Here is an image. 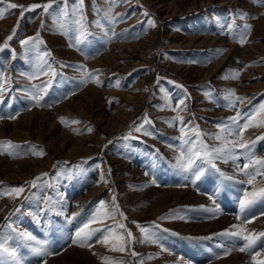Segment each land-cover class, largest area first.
Instances as JSON below:
<instances>
[{
  "label": "rangeland",
  "instance_id": "374dc122",
  "mask_svg": "<svg viewBox=\"0 0 264 264\" xmlns=\"http://www.w3.org/2000/svg\"><path fill=\"white\" fill-rule=\"evenodd\" d=\"M158 1L56 0L45 12L29 6L48 0H0V45L12 36L8 47L0 50V124L12 120L16 129L0 136V142L11 141L13 145L0 144V157L9 165L11 177L0 180V243L17 253L11 258L0 252V264H46L55 257L62 264H86L84 251L102 243L107 232H95L87 241L91 247L72 241L98 212L114 215L101 214L98 219L102 223H93L90 228H112L116 235L124 236L123 242L110 239L101 246L105 252L101 263L109 257L119 264H211L226 258L230 248L245 243L241 237L225 233L239 231L240 226L246 228L245 235L264 232V227L253 228L264 219V198L244 212L239 210L245 190L264 187V178L257 176L249 185L248 176L239 170L250 160H264V139H258L264 137V0H166L176 5L168 10L158 7ZM12 3L23 7L10 8ZM81 25L85 36L76 45L73 41ZM38 32L42 43L26 50L20 41ZM112 32L117 35L112 36ZM85 71L94 79L82 83ZM47 81L51 83L40 104L35 105L30 94ZM233 91L243 98L235 106L229 97ZM182 99L184 105L177 108ZM34 109L45 113L24 121L23 116ZM101 114L124 122L123 127L112 132L100 121ZM237 114L238 125L230 119ZM12 116L16 118L10 119ZM177 117H182V122ZM145 118L151 123H143ZM249 121L240 141L248 142L249 149H233L231 155L236 159L225 156L226 163L216 159L219 172L202 165L204 175L193 184L191 172L175 167L182 150L193 143L199 146L197 133L211 150L224 141L236 140L240 126ZM142 123L141 131H136ZM181 127L188 144L181 139ZM64 131L72 138L65 147L60 135ZM218 135L223 141L215 138ZM75 142L83 154L84 149L89 154L67 156ZM32 159L36 169L27 162ZM259 168L250 164L245 171ZM44 173L47 175L42 176ZM36 177L42 178L33 186ZM20 186L23 192L11 193ZM152 187L188 188L193 193L198 191L195 195L200 201L178 204L152 216L145 211L149 199L140 194ZM72 188L78 191L75 198L69 197ZM49 202L55 205L51 210ZM217 208L216 212L208 211ZM88 213L79 229L65 226L69 219L77 220ZM197 215L209 222L231 216L241 223L208 233L181 231L172 225L192 222L190 218ZM37 219H52L59 239L51 237L53 232L41 235L46 238L30 232L36 240H23L19 233L28 232L24 230L26 223ZM124 223L130 227H117ZM261 238L244 251L254 258L251 264L264 261V256L257 254L264 249ZM121 243L127 250H118ZM38 247L47 254L38 253ZM70 247L78 249L73 252Z\"/></svg>",
  "mask_w": 264,
  "mask_h": 264
},
{
  "label": "snow or ice",
  "instance_id": "6c2138e0",
  "mask_svg": "<svg viewBox=\"0 0 264 264\" xmlns=\"http://www.w3.org/2000/svg\"><path fill=\"white\" fill-rule=\"evenodd\" d=\"M56 0H48V3L46 4H32L29 6L30 9H35V8H43V10L45 12L48 11L49 7H51L52 3H55ZM17 7H23L21 5H17L15 3L10 4V8H17ZM145 15H147L148 13L145 12ZM3 17V14L0 13V18ZM115 18H112V23H115ZM77 24H79V21H77ZM61 28H63V24L60 25ZM81 30L79 32V35H77L76 37H74V43L76 45H79L80 43H82L81 37L85 36L83 29V26L81 25ZM246 27H250V26H246ZM117 34L115 32H112V36H116ZM12 39V36H8L7 40L4 42L3 45H0V50H2L3 48H7L8 47V41H10ZM245 39L241 38V43H244ZM21 45L25 46L26 50L29 46L35 47L36 45H38L39 43H42V41L39 38V32L36 33L35 36L32 37H28L26 40H22L20 41ZM48 53H46L47 55ZM239 73H236V78H238ZM35 77L33 76H29V79H34ZM89 79H94V77L92 76L91 73L85 71L84 72V76L82 79V83H86ZM51 83V81H47L44 83L43 87L40 88L37 91H34L33 93H31V100L34 102L35 105H39L41 102V97H42V93L44 91H46L47 86ZM157 83H159V78L157 79ZM181 88H183V85H180ZM145 91H147V89H145ZM230 99L233 102V106H235L236 102H242L243 98L239 97V96H235L234 91L231 92L229 94ZM185 100L182 99L180 101H178L177 104V108H179L180 106L184 105ZM261 109L264 110V105H261ZM10 119H15V116L9 117ZM0 119H3V117H0ZM177 120H180L182 122V117H177ZM234 124H239V114H237L236 117H232L230 118ZM143 123H151L150 121L147 120V118H145V120L143 121ZM143 123L141 125V127H138L136 129V131H141V128L143 127ZM251 121H249V123L240 126V131H238L236 133L237 139L233 140L231 142H227L224 141L222 142L221 146L219 147H214L211 150H209V146L204 144L202 140H200V135L199 133L196 134V138L199 141V146H197L195 143H193V145L187 149L186 151L182 150L179 154V156L176 159V165L175 167H177L180 171L182 172H191L193 175V180L192 183L195 184L196 181H198L201 176L204 175V167L202 165H210L211 168L216 169L217 172H219L220 170L217 168V165L215 163L216 159H224V162H227V159H225V156L232 158V159H236V157L232 156V150L235 148H240V149H249L250 145L248 144V142H240L242 140V133L243 130H245L247 127L250 126ZM91 129H89L90 131ZM181 139L184 140L185 144L189 143V139H184V128L181 127ZM145 134H150L145 132ZM217 140H222L223 141V137L222 136H216L215 137ZM258 139H264V137H259ZM229 143L231 144V147H229ZM0 144H7L9 147H13L12 142L11 141H5V142H0ZM39 154V153H38ZM197 161H200L201 163H197ZM260 165L261 168L259 169H254L251 172H246L245 170L249 169V165ZM264 160H250L248 164H245L242 168H240L239 170L241 172H245V174L248 176V180L246 181L247 184L252 185L256 179L257 176H260L261 178H264ZM110 171V170H109ZM47 173L42 174V176H46ZM221 175H223V173H221ZM42 177H36L34 181H32L31 183L33 184V186H35V183L37 180H40ZM227 179L231 180L233 179L232 177H226ZM101 179H103V177H101ZM155 181H153L154 183ZM21 192H23V187H15L11 189V193H15L16 195H19ZM9 193V194H11ZM264 198V187L261 188H254L252 191H247L245 190L243 192L242 198L239 200V210L240 212H244L246 209H248L251 205H253L257 200ZM115 199V198H113ZM50 203V208L49 210H51V208L55 207V205ZM115 210L119 211V207L118 205H114ZM209 211H213L216 212L218 211L217 209H209ZM103 214L105 217H111L112 215H114L113 213H97V215L93 216L92 220L88 223L85 224L82 228H80L76 233H75V238L73 239L72 243H80V246H89L91 247L90 244H87V241L91 239L92 235L97 232V231H106L107 235L104 236L103 239V243L108 244L110 242V239H116L119 240L121 242L124 241V236L123 235H116L114 229L112 228H105V229H96V228H90V225L93 223H102L101 220L98 219V217ZM121 215H123L121 213ZM72 216L74 217L75 214H72ZM167 217H160V219H165ZM250 222V221H249ZM153 224H155V222H153ZM139 226V225H138ZM118 228L120 229H124L126 226L124 224H118L117 225ZM233 227H237V226H233ZM142 232H145L147 234V230L145 228H141ZM245 231L246 229L243 227L239 228V231H235V232H228L225 234H229V235H235L237 237H241L245 243L243 244V246H241L238 250L241 252H244L246 250H250L256 243L257 239L264 237V232L261 233H252V234H247L245 235ZM19 235L21 236V238L25 241H35L36 237L30 233V232H20ZM127 235L131 236V231L128 230L127 231ZM153 243H155L156 241H151ZM38 253H42V254H47L44 250L43 247H38L35 249ZM115 250V249H114ZM119 251H125L127 250L126 248V244L121 243L119 249ZM0 252H3L4 254H7L9 257L11 258H16L17 253L15 249H9L7 247L4 246L3 243H0ZM106 262V264H119V262H114L112 261L109 257H104L103 258ZM258 264H264V261L258 262Z\"/></svg>",
  "mask_w": 264,
  "mask_h": 264
},
{
  "label": "bare ground",
  "instance_id": "6f19581e",
  "mask_svg": "<svg viewBox=\"0 0 264 264\" xmlns=\"http://www.w3.org/2000/svg\"><path fill=\"white\" fill-rule=\"evenodd\" d=\"M175 1V0H174ZM157 4H158V7H160V8H166L167 10L168 9H170V8H173L174 7V5H175V2L173 3V2H170V3H168L166 0H159L158 2H157ZM176 6V5H175ZM175 8V7H174ZM173 11H175L174 9H172ZM167 13H170V12H167ZM174 13V12H173ZM255 13H257V12H255ZM175 15H176V13H175ZM261 18V17H260ZM263 20H264V18H263ZM259 22H260V20H259ZM261 24H262V22H260ZM264 24V23H263ZM179 37V36H178ZM176 38V37H175ZM178 39V38H177ZM194 39H192V41H193ZM204 41H207V39H203ZM202 41V40H201ZM189 43V42H188ZM200 43V42H199ZM135 46L136 47H139L138 46V44L136 45L135 44ZM141 47H142V45H141ZM128 49V48H127ZM108 55H110V54H108ZM109 57V56H108ZM113 58H114V56H113ZM116 60V59H115ZM188 71V70H187ZM185 72V71H184ZM209 72H210V70H209ZM211 73V72H210ZM210 73H208V74H210ZM264 84V83H263ZM261 86H262V84H261ZM96 92H97V90H96ZM93 93V92H92ZM131 96V95H130ZM129 96V97H130ZM132 97V96H131ZM73 99V98H72ZM129 99V98H128ZM131 99V98H130ZM134 99V98H133ZM138 100V99H137ZM74 101V100H73ZM76 101V100H75ZM68 104V103H67ZM72 104V103H71ZM70 104V105H71ZM76 105V104H75ZM74 104H73V106H75ZM79 105V104H78ZM66 108V107H65ZM70 109V108H69ZM80 109H82V108H80ZM83 110V109H82ZM69 111H71V110H68V112ZM43 113H45V111H40V110H35L34 109V111H32L31 113H29V114H27V115H24L23 116V120L24 121H32V118L34 117V116H36V115H42ZM104 114V113H103ZM126 116V115H125ZM40 117V116H39ZM37 118V117H36ZM99 119H100V121L103 123V124H107V126L106 127H108L109 128V130H111L112 132H115L117 129H119V128H122L123 127V125H124V122H118L117 123V121L115 122V120L112 118V117H109V118H103L102 117V114H101V116L99 117ZM127 119V118H126ZM129 119H130V117H129ZM123 120H125V119H123ZM16 123V122H15ZM51 123H52V125L51 126H55V123H53L52 121H51ZM13 124H14V122H12V120L11 121H4V122H2L1 124H0V136H3V134L5 133V132H7V131H12L13 129H14V126H13ZM42 124V123H41ZM13 126V127H12ZM14 130H16V129H14ZM116 133V132H115ZM7 134V133H6ZM61 135V143H62V146L63 147H65L66 145H67V143H69V142H71V137H70V134H68L66 131H64L63 133H61L60 134ZM73 141V140H72ZM79 141V140H78ZM55 145V144H54ZM82 146V145H81ZM55 147V146H54ZM64 149V148H63ZM80 149H82L81 147H80V144L79 143H77V142H75L74 143V145L71 147V150H70V152L67 154L66 153V155L67 156H71V158H78V157H80V156H82V155H85V154H89V151H87L88 149H84V151H85V153L83 154V151L82 150H80ZM91 153V152H90ZM92 154V153H91ZM62 155H64V154H62ZM6 161H4V159H2L1 157H0V180H2V179H8V178H11L10 176H9V172H8V168H9V165H6L7 164V162L5 163ZM18 162H20V163H22L23 161H18ZM27 162H29V163H32V165H31V167H33V168H37V165H36V160H27ZM42 163V162H41ZM27 164V163H26ZM39 164H40V162H39ZM35 168V169H36ZM231 168V167H230ZM34 169V170H35ZM13 171H15V170H13ZM17 172H15L14 174L15 175H17L18 173H19V171L18 170H16ZM226 171V170H225ZM236 171V170H235ZM239 172V171H238ZM5 173V177L4 178H2V175ZM240 175H241V173H240ZM240 175H239V177H240ZM244 178V177H243ZM239 181V180H238ZM261 181V180H260ZM245 184V183H244ZM191 185V184H190ZM255 185H256V183H255ZM254 185V186H255ZM260 185V184H259ZM263 185V184H262ZM181 186V185H180ZM192 187V186H191ZM256 187V186H255ZM260 187H262V186H260ZM182 188V187H181ZM142 189V188H141ZM173 189V188H172ZM145 190V189H144ZM251 190V189H250ZM249 190V191H250ZM198 192V191H197ZM197 192H195V193H197ZM195 193H193V192H191L188 188L187 189H183V190H171V189H158V188H154V187H152V188H150V189H147V190H145V191H143V192H141L140 194L141 195H143L144 197H147L148 199H149V203L147 204V206H146V210L145 211H149V213H152V216H156L157 214H160V213H162L163 211H165V210H167L168 208H171V207H173V206H175V205H178L179 204V206L182 204L183 205V203H190V202H199L200 201V197L199 196H196L195 195ZM199 195V194H198ZM140 196V195H139ZM202 196V195H201ZM199 197V198H198ZM206 197V196H205ZM202 199H204L203 198V196L201 197ZM201 199V200H202ZM210 200V199H209ZM125 201L127 202V201H129L128 199H127V197L125 198ZM205 201V200H204ZM204 201L202 202V203H204ZM210 202V201H209ZM201 203V202H200ZM207 203V202H206ZM126 204H129V203H126ZM205 204V203H204ZM193 205V204H192ZM186 206V205H185ZM184 206V207H185ZM199 206V205H198ZM204 206V205H203ZM193 207H194V205H193ZM193 207H191V209L193 208ZM197 207V206H196ZM212 208L214 207V206H211ZM217 207V206H216ZM215 207V208H216ZM177 208V207H176ZM181 208H182V206H181ZM180 208V209H181ZM205 208V207H204ZM144 209V208H143ZM178 209V208H177ZM176 209V210H177ZM182 209H184V208H182ZM208 209V208H207ZM197 210V209H196ZM144 211V210H143ZM189 211H190V209H189ZM192 211V210H191ZM190 211V212H191ZM194 211V210H193ZM200 211V210H199ZM207 211V210H206ZM209 211V210H208ZM207 211V212H208ZM186 212V211H185ZM190 212H188L187 211V215H188V213H190ZM177 213V212H176ZM203 213H205V212H203ZM179 214V213H178ZM211 214H213V213H211ZM225 214V213H224ZM176 215V214H175ZM192 215V214H191ZM190 215V216H191ZM193 215H195L194 213H193ZM133 216H135V214H133ZM179 216L180 215H178V218H179ZM262 216V215H261ZM182 217H183V215H182ZM185 217V216H184ZM189 217V216H188ZM205 218L206 217H202V215H197V216H194V217H192V218H190V220H193L192 222H187V223H179V222H174L172 225L174 226V227H176V228H178L179 230H181V231H187V232H190V231H194V232H199V233H208V232H210V231H214V230H216V229H218V228H220V227H223V226H228L229 224H234V222L235 223H237V224H240L239 222H238V220H236V217H231V216H223L222 215V217L220 216V218L219 219H217L216 221H213L212 220V222H209V220L207 221V220H205ZM185 219H187V216H186V218ZM256 219V218H255ZM254 219V220H255ZM173 220V219H172ZM177 220H179V219H177ZM177 220H175V221H177ZM260 220H262V219H260ZM240 221V220H239ZM173 222V221H172ZM247 222V221H246ZM261 222H263V223H261ZM261 222H255L256 224L254 225V229H259V228H261V227H264V219H263V221H261ZM253 223V222H252ZM124 225L126 226V227H130L129 226V223H124ZM250 225V224H249ZM252 225V224H251ZM250 225V226H251ZM225 226V227H226ZM244 226V225H243ZM125 227V228H126ZM241 227V226H240ZM246 229V228H245ZM250 229V228H249ZM252 230V229H251ZM259 231V230H258ZM258 231H256V232H258ZM226 232H227V230H226ZM248 232H249V230H248ZM252 232V231H251ZM250 232V233H251ZM250 233H248V234H250ZM210 234H212V233H210ZM216 234V233H215ZM213 235V234H212ZM220 235V234H219ZM227 236V235H226ZM233 236V235H232ZM231 236V237H232ZM223 237H225V236H223ZM228 237H230L229 235H228ZM237 237V236H236ZM104 238V237H103ZM215 238V237H214ZM217 238H219V237H217ZM227 239V238H226ZM232 239L234 240V237H232ZM262 239V238H261ZM215 240H216V238H215ZM228 240V239H227ZM220 240H218V242H219ZM235 241V240H234ZM262 241V240H261ZM101 242V241H100ZM227 242V241H226ZM230 242V241H229ZM232 242V241H231ZM195 243H197V242H195ZM221 243V242H220ZM219 243V244H220ZM237 243V242H236ZM222 244V243H221ZM238 244V243H237ZM262 244H264V240H263V243ZM262 244H260V245H262ZM102 245H105V243H98V244H96V245H94L93 247H91V248H89V249H87V250H83L84 252H86V254H84V255H86V264H106V263H101V257H102V255H103V253H105L104 252V250H103V247H101ZM235 245V244H234ZM147 246V245H146ZM220 246H223V244L222 245H220ZM237 246V245H236ZM259 246V245H258ZM130 246H128V248H129ZM241 246H239V248H240ZM261 247V246H260ZM264 247V246H263ZM71 248V250H73V252L74 251H77V249H78V247L77 248H72V247H70ZM69 248V249H70ZM131 248H133V247H131ZM160 248V247H159ZM238 246L236 247V248H230V250L228 251L227 250V256H226V258H224V259H222V260H220V261H218V262H215V263H211V264H251L253 261V259L254 258H252V257H248V256H246L245 254V252H241V251H239L238 249ZM144 249V248H143ZM152 249V248H151ZM220 249V248H219ZM222 249H224V248H222ZM259 249V248H258ZM81 250V251H82ZM131 250V249H130ZM139 250V249H138ZM146 250V249H145ZM164 250V249H163ZM167 250V249H166ZM215 250V249H214ZM83 251L81 252V253H83ZM151 251V250H150ZM179 251V250H178ZM216 251V250H215ZM217 251H219L218 249H217ZM72 252V253H73ZM129 252V251H128ZM131 252H132V250H131ZM135 252V251H134ZM133 252V253H134ZM154 252V251H153ZM163 252V251H162ZM168 252H169V250H168ZM77 253H79V252H77ZM137 254H138V252H136ZM135 253V254H136ZM170 253V252H169ZM168 253V254H169ZM142 254V253H141ZM157 254V253H156ZM165 254H167L166 252H165ZM174 254V253H173ZM176 254V253H175ZM178 254V253H177ZM214 254V253H213ZM259 256H264V249L261 251L260 250V252H258L257 253ZM76 255V254H75ZM81 255V254H80ZM83 255V256H84ZM150 255V254H149ZM185 255V254H184ZM218 255V254H217ZM225 255V254H224ZM82 256V257H83ZM155 256V255H154ZM160 256V255H159ZM178 256V255H177ZM183 256V255H182ZM208 256V255H207ZM221 256H223V254L221 255ZM257 256V255H256ZM63 257H65L64 255H63ZM161 257V256H160ZM165 257H166V255H165ZM170 257V256H169ZM169 257H166L167 259L169 258ZM204 257V256H203ZM258 257V256H257ZM75 258V257H74ZM73 258V259H74ZM135 258V257H134ZM139 258V257H138ZM162 258H164V257H162ZM179 258H180V256H179ZM205 258V257H204ZM210 258V257H209ZM214 257H212V259H213ZM218 258V257H217ZM63 259V258H62ZM165 259V258H164ZM170 259V258H169ZM61 260V259H60ZM59 259H57L56 257L55 258H53V259H48V262L46 263V264H62L61 263V261H60ZM139 260H141V259H139ZM172 260V259H171ZM174 260V259H173ZM181 260H182V258H181ZM206 260H208V259H205L204 261H206ZM64 261H65V259H64ZM73 261V260H72ZM81 261V260H80ZM153 261V260H152ZM262 261V260H261ZM131 262V261H130ZM129 262V263H130ZM159 262H161V261H156V262H153V264H158ZM166 262V261H165ZM176 262H177V260H176ZM259 262V261H258ZM257 262V263H258ZM64 263H66V262H64ZM135 263V262H134ZM133 263V264H134ZM167 263V262H166ZM182 262H180V264H181ZM256 263V262H255ZM254 263V264H255ZM137 264H138V262H137ZM168 264H169V261H168ZM196 264H201L200 262H197ZM205 264H207V263H205Z\"/></svg>",
  "mask_w": 264,
  "mask_h": 264
}]
</instances>
